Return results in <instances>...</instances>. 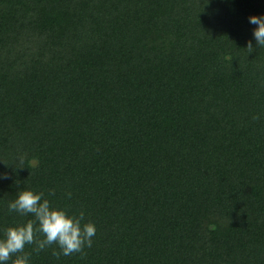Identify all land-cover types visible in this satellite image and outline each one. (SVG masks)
I'll use <instances>...</instances> for the list:
<instances>
[{"label": "trees", "instance_id": "obj_1", "mask_svg": "<svg viewBox=\"0 0 264 264\" xmlns=\"http://www.w3.org/2000/svg\"><path fill=\"white\" fill-rule=\"evenodd\" d=\"M262 13L0 0V228L33 218L8 211L18 187L96 225L69 256L25 245L30 264H264Z\"/></svg>", "mask_w": 264, "mask_h": 264}, {"label": "clouds", "instance_id": "obj_2", "mask_svg": "<svg viewBox=\"0 0 264 264\" xmlns=\"http://www.w3.org/2000/svg\"><path fill=\"white\" fill-rule=\"evenodd\" d=\"M248 22L253 25L252 38L264 45V13L250 15ZM248 48L252 49L249 40ZM68 198L72 193L68 192ZM8 211L21 216L32 214V219L0 228V264H30V254L25 252V245L34 244L33 251L39 252L53 244L56 256H69L81 252L85 246L91 247L96 235V225L91 220L85 221L84 211L78 215L71 214L67 209L54 205L42 191L18 187L16 196L8 202ZM215 224L209 228L215 230ZM37 233L42 234L40 238Z\"/></svg>", "mask_w": 264, "mask_h": 264}]
</instances>
